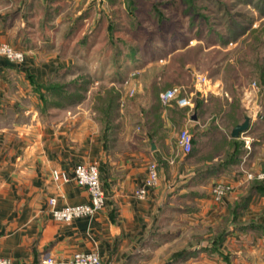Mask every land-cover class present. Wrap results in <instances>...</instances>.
Returning a JSON list of instances; mask_svg holds the SVG:
<instances>
[{"label": "crops", "instance_id": "0c3cea01", "mask_svg": "<svg viewBox=\"0 0 264 264\" xmlns=\"http://www.w3.org/2000/svg\"><path fill=\"white\" fill-rule=\"evenodd\" d=\"M90 8L84 0H0V42L24 49L25 54L21 64L0 56V256L12 264H41L45 255L56 264H70L73 253L94 251L103 264H264V193L249 194L251 181L244 173L238 178L236 172L249 156L251 165H259L260 156L251 152L255 140L264 137L263 120L249 116L247 131L236 138L244 143L239 161L222 171L189 178L184 164L180 166L167 153L174 125L167 110L178 109L183 120L187 117L203 127L197 109L195 119L193 108L174 103H161L157 111H151L153 101L139 94L133 81L118 86L110 81L120 96L116 125L105 136L93 110L97 91L89 99L91 86L74 101H55L49 94L45 100L41 97V92L61 81L60 66L71 71L78 56L76 50L70 51L72 33L86 20ZM73 17L79 26L71 24L63 35ZM215 89L207 86L205 94L193 101L211 102L213 96L222 95V86ZM188 122L185 126L192 130ZM248 136L253 138L251 150L245 144ZM156 157L158 182L145 198H138L134 191ZM89 163L98 166L106 194L104 207L69 222L53 219L49 198L55 197L56 206L62 207L87 202L88 195L73 179L53 180L51 170L71 172L75 165ZM224 178L231 179L233 190L218 205L199 188ZM187 195L195 206L189 208L184 199L179 200ZM245 196L249 198L222 242L210 244L219 229L212 225L217 220H222L219 226L226 223L233 204ZM167 209L174 213L172 222L185 216L202 227L178 244L181 230L170 235L163 231ZM183 250L185 255H177Z\"/></svg>", "mask_w": 264, "mask_h": 264}, {"label": "rangeland", "instance_id": "374dc122", "mask_svg": "<svg viewBox=\"0 0 264 264\" xmlns=\"http://www.w3.org/2000/svg\"><path fill=\"white\" fill-rule=\"evenodd\" d=\"M84 2L91 6L86 20H82L79 26V20L75 21L73 17L65 26H79V29L72 33L74 37L70 46V51L76 50L77 60L72 62L71 71L67 72L63 66L59 67V74L64 75H61V81L58 83L73 80L84 87L91 86L90 99L100 88L110 87V81H114L117 86L133 81L137 92L148 101H154L155 92L158 94L177 85L184 86L187 91H193L197 74H205L208 77L210 83L207 86L211 90L222 86V95L213 96V99L210 97L211 102L193 101L192 113L203 106L198 111L203 127L195 126L192 121L188 122L187 117L185 120L180 119L178 113H173L174 109L168 107L167 113L178 122L170 129L171 138L166 146L167 153L171 154L180 166L184 164L185 177L192 174L198 164L195 161L196 150H203L205 147L207 150L208 140L219 139L220 133L228 136L227 113L229 114L230 104L234 101L237 105L233 113L240 122L246 115H254L253 117L264 122V84L259 83V68L254 64V60H257L258 64H264V30H260L261 27L264 29V0ZM67 32L68 28H63V35ZM256 38L261 39L263 43L256 46ZM19 49L25 55L24 49ZM96 74L101 77H93ZM69 76L72 77L68 78ZM82 93H73L72 100H78L79 94ZM190 113L189 111V115L192 114ZM183 121L191 123L192 130L185 126ZM183 127H187L193 137V148L189 153H183L178 146L177 135ZM262 130L264 131V126ZM202 131L206 136L200 134ZM257 133L254 131L253 136ZM251 138L248 136L249 142ZM259 140H255L251 153L253 156H260V166L251 165L253 159L249 156V160L246 158L242 166L236 167L238 178H241L243 173V177H246L244 171L255 174L264 170V137ZM251 148L252 145L249 150ZM157 161L159 162L158 157L156 161L153 160L158 171ZM254 179L264 178L255 177L247 181ZM217 181L233 183L230 178L215 179L212 186L199 189L209 193L212 198V188ZM229 193L218 201L213 198L212 200L219 205ZM183 199L184 203L188 204L187 207L195 206L193 198L188 195L179 198L180 201ZM170 214L174 213L167 209L168 218L163 222V231L170 235L175 230H181L182 237L178 239V244L181 241L184 243L191 231L198 229V226L202 227L201 223H192L180 213L178 216L183 218L172 222ZM221 222L222 220H217V224L215 222L212 226L217 229Z\"/></svg>", "mask_w": 264, "mask_h": 264}, {"label": "built area", "instance_id": "2783aa9c", "mask_svg": "<svg viewBox=\"0 0 264 264\" xmlns=\"http://www.w3.org/2000/svg\"><path fill=\"white\" fill-rule=\"evenodd\" d=\"M0 56L11 63L19 64L23 61V52L13 45L5 42L0 43ZM209 79L205 74H197L194 80V90L187 91L184 86L177 85L165 89L158 93L160 103L164 105L175 104L179 107H191L195 96H203L204 90L209 84ZM133 91L131 90V93ZM178 146L183 153H189L192 148V133L187 127L179 130L177 135ZM246 147L250 149L249 141L246 140ZM244 161V160H243ZM243 161L240 163L242 166ZM246 179L264 178V170L257 173L244 171ZM51 176L55 181L67 182L73 179L79 186H82L88 195V201L79 204L56 206L55 197L48 199L49 212L53 219L61 222H69L74 218L81 216H92L101 210L106 203V194L101 187L99 170L96 163L77 164L71 172L65 170L53 169ZM159 179L155 162L151 161L147 165V174L143 183L135 189L134 194L138 198H145L148 190L154 187ZM233 185L229 182L217 181L212 188V198L215 201L220 200L226 193L232 191ZM0 264H12L7 257L0 256ZM41 264H56L53 257L45 255ZM70 264H103L100 256L94 252H75L73 253Z\"/></svg>", "mask_w": 264, "mask_h": 264}, {"label": "trees", "instance_id": "16d2710c", "mask_svg": "<svg viewBox=\"0 0 264 264\" xmlns=\"http://www.w3.org/2000/svg\"><path fill=\"white\" fill-rule=\"evenodd\" d=\"M260 30L261 32H263L264 30L263 27H261ZM256 39H257L256 46L261 45L263 43L261 39H258V38ZM254 61H255L254 64L256 68H259L258 81L260 84H264V64H258L256 62L257 60H254ZM53 85L51 84L50 87L46 88V90L44 88L45 92L40 93L41 97L44 100L47 99L46 97L48 94L50 95V99L55 100V101L68 100V98H72L73 93L84 90L85 87H87V86L84 87L83 85H79L73 80L61 82V83H55ZM119 96H120L119 91L114 86H110L108 88L102 87L94 95L93 110L95 112L96 119L100 123L101 129L103 131V135L105 136L110 135V132L114 129L116 125V117L118 114V107H119ZM153 97H154V101L151 106V111H157L159 108V104L161 103L159 101L158 94L156 92ZM235 105H237L236 101L230 104L231 113L230 112L229 114L227 113V116H228L227 118L229 119V121H227L228 124L226 122V126L229 128L228 136H225L223 133H220L221 137L219 139L210 138L208 140L209 142H208L207 150H204L201 153H198L197 150L195 151V155H196L195 161L200 164H198V166L195 167V169L192 171V174H190L189 178L195 176L196 174H206V173H212L216 171H222L227 166L239 161V158L243 152L244 143L242 141L237 140L236 138L230 137L231 129L240 122L239 119L236 118L233 113L235 110ZM177 110H174L173 113L175 112L178 113V115L180 116V119L183 120V114H181ZM199 110H200V107L198 108L197 111ZM171 118L174 119L172 116ZM173 121H174L173 123L178 122L175 119ZM155 122L157 123L158 121L155 120ZM200 134H204V131L200 132ZM192 148H193V137H192ZM250 183L251 184L248 190L249 194L251 192L264 193V179H254ZM248 198L249 196H245L241 198V200H238L237 202L233 204V206L231 207L229 211L228 221L226 223H222L219 226V229L210 238V242H211L210 244L217 245L220 242H222L225 234L229 230V226L231 224L233 225V223L236 222L237 213L246 204ZM185 254H186V251L184 250L177 253V255H185Z\"/></svg>", "mask_w": 264, "mask_h": 264}, {"label": "water", "instance_id": "95a60500", "mask_svg": "<svg viewBox=\"0 0 264 264\" xmlns=\"http://www.w3.org/2000/svg\"><path fill=\"white\" fill-rule=\"evenodd\" d=\"M191 117L192 119H195L196 113L194 112ZM249 121H250V117L246 115L242 122L236 124L231 129L230 136L233 138H238L242 133L246 132L249 127ZM152 147H153V144H152Z\"/></svg>", "mask_w": 264, "mask_h": 264}]
</instances>
